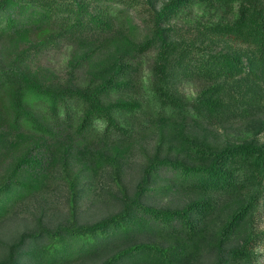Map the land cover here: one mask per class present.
<instances>
[{"label": "trees", "instance_id": "trees-1", "mask_svg": "<svg viewBox=\"0 0 264 264\" xmlns=\"http://www.w3.org/2000/svg\"><path fill=\"white\" fill-rule=\"evenodd\" d=\"M193 10L205 14V22L183 28L179 21ZM133 12L145 27L140 40ZM60 41L76 45L65 77L33 70L37 54ZM0 46V54L8 51L0 58V159L18 150L1 188L0 213L50 179L71 186L80 176L87 183L105 171L120 188L119 195L111 193L119 209L91 224L53 228L40 217L35 229L6 245L0 264L64 263L119 240L125 246L99 264H192L202 249L215 256L209 264L256 261L259 235L244 219L264 198V140L254 137L264 131V0H0ZM146 54L153 57L145 78L140 58ZM190 77L209 85L188 100L177 83ZM256 114L262 118L253 121V136L239 144L215 148L185 131L189 118ZM140 117L160 140L128 190L121 173ZM73 162L78 167L71 178ZM162 169L172 174L164 186L153 180ZM181 189L196 197L175 207L148 202L152 191ZM223 198L234 199L231 212L208 235ZM153 226L164 233L160 244L130 243ZM45 236L56 237L61 249L45 255L39 244ZM84 236L76 250L71 247L73 238Z\"/></svg>", "mask_w": 264, "mask_h": 264}, {"label": "rangeland", "instance_id": "rangeland-1", "mask_svg": "<svg viewBox=\"0 0 264 264\" xmlns=\"http://www.w3.org/2000/svg\"><path fill=\"white\" fill-rule=\"evenodd\" d=\"M159 4L165 0H158ZM134 20L139 24V40L142 38V32L145 30L143 23L137 13L133 12ZM207 17L205 14H200L196 10L190 11L184 21H179L180 25L185 28V23H194L196 20L205 22ZM179 25V24H178ZM192 28V27H191ZM194 29L192 28L188 35H192ZM195 32L190 37H194ZM187 38L186 36H184ZM178 38V37H176ZM69 43V42H68ZM66 41H60L54 48L46 47L40 53L37 54V59L31 62L33 70H41V72L51 75L53 79L55 77H65V71L68 68L66 59L68 53L76 49V45L73 43L68 44ZM220 45L217 44L211 49L218 50ZM1 50V46H0ZM8 51H2L0 58L5 60ZM12 49L10 50V56H12ZM4 56V57H3ZM152 55L146 54L143 58H140L142 63L141 74L143 77H148L150 74V66L152 63ZM207 80L198 77H190L187 80H180L177 83V89L182 97L195 99L205 88L208 87ZM131 93L142 97L143 93L139 90H134ZM261 114H256L254 118H236L227 116L225 118L216 121L215 119L205 118H189L185 123L186 134L199 137L207 141L211 146L215 148H222L226 145L239 144L248 141L253 136L252 123L255 120H260ZM258 120V121H259ZM249 122V123H247ZM133 145L126 156V164L123 167L121 173V180L123 188L132 190L134 185L140 180L142 168L148 163L149 158L154 152V147L160 140L159 132L156 128L148 126L142 122V118L135 124ZM170 131V129H169ZM254 137L264 140V131L255 135ZM21 146V145H20ZM17 149H12L9 154L2 155L0 159V196H2V187L7 180L8 174L11 173L10 167L12 159H16L18 154ZM72 168L69 172L73 173L71 178L75 176L78 164L73 162ZM75 172V173H74ZM153 177L154 182L157 184L165 185L172 177L171 172L168 169H162L157 172ZM154 175V174H153ZM151 180L150 182H153ZM120 188L112 177L105 171H100L98 174L86 180L80 176L79 180L73 183L71 186L66 180L60 177L59 182H55V179H50L39 190L28 193L22 199L14 201L12 204L7 205L5 211L0 213V259L6 251V245L14 241L18 235L25 230H33L36 228L38 219L42 217L43 222L50 220V225L53 228L57 223L65 224L70 228L78 226H84L91 224L101 218L108 216L111 212H115L119 209L120 205L118 201H115L111 196V193L118 194ZM82 193V196L79 194ZM75 194V195H74ZM119 195V194H118ZM148 202L155 206H173L175 207L184 199L196 197L193 192L188 189H181L179 191H152L148 194ZM234 199L223 198L221 206L215 209L210 216L209 225L206 234H212L220 224L227 221V217L231 212V208L234 204ZM244 224L247 226L250 233L258 236V242L254 251L257 253L256 261L253 264H264V198L261 200L258 207L251 213L247 214L244 219ZM152 232H144L143 234H135L134 240L130 243L137 241L150 242L153 245L160 244L163 238L162 231H156V227L153 226ZM155 229V230H154ZM86 237L73 238L71 240V247L77 248L81 242L86 241ZM164 240H168V243L175 241L174 239L167 237ZM56 237L50 238L45 236L39 239L40 248L47 256L55 250L61 249V242H57ZM62 242H66V239ZM126 242L119 240L114 244H111L107 249L99 251L94 255L82 256L75 255L69 258L64 263L56 264H99L103 259L118 249L123 248ZM28 248V243L23 246V249ZM76 250V249H75ZM196 257L193 259L192 264H209L215 260V256L209 255L206 249H202L196 253ZM29 258L27 255L22 257L23 261H27Z\"/></svg>", "mask_w": 264, "mask_h": 264}]
</instances>
